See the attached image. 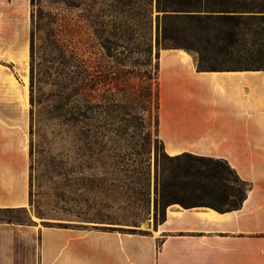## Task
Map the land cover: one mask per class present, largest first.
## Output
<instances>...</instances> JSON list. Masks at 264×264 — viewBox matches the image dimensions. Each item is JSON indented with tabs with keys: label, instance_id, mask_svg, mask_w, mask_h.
Returning <instances> with one entry per match:
<instances>
[{
	"label": "rangeland",
	"instance_id": "1",
	"mask_svg": "<svg viewBox=\"0 0 264 264\" xmlns=\"http://www.w3.org/2000/svg\"><path fill=\"white\" fill-rule=\"evenodd\" d=\"M246 7L250 3L168 8L161 1L158 9V0H35L33 57L30 49L27 66V191L26 200L18 202L25 203V209L0 213V218L34 221L44 229L69 222L136 233L154 221L156 210L160 214L166 203L160 194L169 184L173 185L165 191L174 190L190 202L234 204L237 189L227 191L235 195L232 198L218 189L181 188L220 166L193 154L171 158L164 151L157 133V52L172 46L163 40L165 34L181 43L197 37L204 44L219 15H249ZM165 12H178L179 18L164 20ZM186 14L202 19H187ZM263 26H239L240 54L208 50L212 59L206 67L248 65L247 52H256L264 42ZM80 60L81 69L75 67ZM8 66L21 80V67ZM75 81L90 83L89 100L81 108L84 122L79 125L66 120L76 110L70 97Z\"/></svg>",
	"mask_w": 264,
	"mask_h": 264
},
{
	"label": "crops",
	"instance_id": "2",
	"mask_svg": "<svg viewBox=\"0 0 264 264\" xmlns=\"http://www.w3.org/2000/svg\"><path fill=\"white\" fill-rule=\"evenodd\" d=\"M33 7L0 0V213L25 207ZM186 53H159L163 149L226 160L249 184L240 208L172 203L136 233L69 222L44 229L4 216L0 264H264V71L197 70ZM8 64L21 67V80Z\"/></svg>",
	"mask_w": 264,
	"mask_h": 264
},
{
	"label": "trees",
	"instance_id": "3",
	"mask_svg": "<svg viewBox=\"0 0 264 264\" xmlns=\"http://www.w3.org/2000/svg\"><path fill=\"white\" fill-rule=\"evenodd\" d=\"M161 1L164 4V7L168 8H190L194 7L196 3L201 2H211V3H233V2H243V3H250V7H246L248 11L250 12L249 15H242L239 13H224L222 15H219L217 17L216 25H211V31L209 32L208 36L204 38L205 43L202 44L199 39L194 38L192 41H183L181 43L179 40L174 39L170 35H164L163 40L171 42V47L166 48H185L189 53L194 55L195 61H196V67L197 70H219L223 68H216L213 66L206 67V64L211 63V56L208 53V50L212 53L218 52L219 54H240L237 45H239V34H238V28L241 25L244 24H250V25H260L264 24V0H158V9L161 7ZM32 5H35V0H31ZM164 11H167L166 9ZM172 11H189V10H172ZM231 12V11H227ZM234 12V11H232ZM34 16V14H33ZM246 16L245 18H243ZM164 20L170 19V18H179L178 12L167 13L165 12L163 15ZM187 19H202L200 17H195L193 15L186 14ZM197 19V20H198ZM199 20L198 23H200ZM212 24V23H211ZM164 31H167V28H164ZM261 31H263L264 34V26L261 27ZM33 45H34V36H32L31 41V57H33ZM210 47L211 49H208ZM242 53V52H241ZM248 55V62L242 63V66H238L237 68H244L249 70H262L264 71V42L261 43L260 48L254 52L252 49H250L247 52ZM157 56L159 58V52H157ZM240 56V55H239ZM236 63H241V61H237ZM253 63V64H252ZM76 68H83V63L80 60L79 64L75 65ZM158 71H159V63H158ZM33 86V85H31ZM159 86V84H158ZM90 83L89 81H75L74 85L72 86V91L70 97L72 98V102L74 103L75 114L72 116L71 119H66L68 121H71L74 125H79L84 122L85 115L82 113L81 108L86 105V103L89 100L90 97ZM113 99L109 98L107 99L106 103H108V107L112 105ZM33 102V99H32ZM158 114H157V133L159 135V89H158ZM125 117H129V113L124 114ZM140 122L142 123L144 119L142 117H138ZM150 122L147 123L149 125ZM150 132L146 133L143 138V148H145L146 144L149 141ZM190 154V153H184L177 156H170L171 158H178L183 155ZM192 155V154H191ZM197 156V155H195ZM200 161H212L216 162L222 169L225 171H228L230 174L229 176H234V178H230L229 176H225L224 173L221 171L220 167L215 168L213 171H209L207 173H203L202 179H196L195 176V182L194 184L188 185L185 187H181L183 189H187L188 187L192 190L200 189L204 191H214L215 189H218L220 192V195L223 196H231L232 198L235 197L234 194H231L227 192L228 190H235L237 189L240 194L238 195L237 201H234V204L228 205V206H221L215 203H209V202H190V198L187 196L179 195L174 190L165 191L166 189L173 185L169 184L168 186H164V190L162 194H160V197L163 202H166L163 206V208L160 211V214L155 213L156 220H162L165 216V207L168 204L172 203H178L184 207H193V206H207L211 207L213 209H216L218 211H227V210H233L238 209L242 205L243 201L246 198L247 191L249 189V184L242 180L239 175L237 174L236 170L232 168L228 162L224 159L219 158H213V157H206V156H197ZM201 182V183H200ZM184 185V184H183ZM186 185V184H185ZM173 198L172 200H169L170 198ZM158 203L156 202V209H157ZM13 209H25V207L20 208H13ZM11 209L10 211H13ZM9 212V211H8ZM159 216V218H158ZM20 223V222H19Z\"/></svg>",
	"mask_w": 264,
	"mask_h": 264
},
{
	"label": "bare ground",
	"instance_id": "4",
	"mask_svg": "<svg viewBox=\"0 0 264 264\" xmlns=\"http://www.w3.org/2000/svg\"><path fill=\"white\" fill-rule=\"evenodd\" d=\"M182 53L187 54V53H186L185 51H183V50H182ZM188 55H189V54H188ZM22 149L25 150V149H26V145H23V146H22ZM171 152L173 153V150L170 151V154H171ZM174 152H175V151H174ZM24 205H25V204H24Z\"/></svg>",
	"mask_w": 264,
	"mask_h": 264
}]
</instances>
